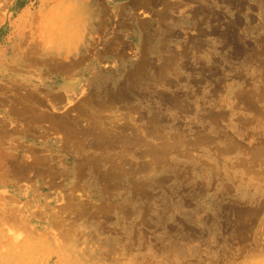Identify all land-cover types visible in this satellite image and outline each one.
<instances>
[{
	"label": "rangeland",
	"instance_id": "1",
	"mask_svg": "<svg viewBox=\"0 0 264 264\" xmlns=\"http://www.w3.org/2000/svg\"><path fill=\"white\" fill-rule=\"evenodd\" d=\"M0 264H264V0H0Z\"/></svg>",
	"mask_w": 264,
	"mask_h": 264
},
{
	"label": "bare ground",
	"instance_id": "2",
	"mask_svg": "<svg viewBox=\"0 0 264 264\" xmlns=\"http://www.w3.org/2000/svg\"><path fill=\"white\" fill-rule=\"evenodd\" d=\"M49 44V43H48ZM21 104V103H20ZM17 109V108H16ZM26 109V108H25ZM31 110V109H30ZM19 113H21L22 115L24 114L22 111L20 112L19 111ZM43 114V113H42ZM38 115V114H37ZM36 115V116H37ZM40 115V114H39ZM42 116H44V115H42ZM48 116V115H47ZM39 117V116H38ZM49 117V116H48ZM40 118H41V116H40ZM33 119H34V117H33ZM53 119H55V118H53ZM42 120V119H41ZM43 120H44V117H43ZM56 120V119H55ZM54 121V120H53ZM67 121V120H66ZM57 122V121H56ZM70 122V121H69ZM56 124V123H55ZM58 124V123H57ZM59 124H60V122H59ZM73 124H74V122H73ZM61 127V126H60ZM63 128V127H62ZM70 128V127H69ZM75 133V132H74ZM2 135V134H1ZM86 135V134H85ZM110 139V138H109ZM99 140V139H98Z\"/></svg>",
	"mask_w": 264,
	"mask_h": 264
}]
</instances>
